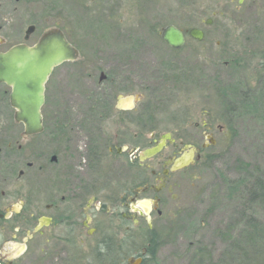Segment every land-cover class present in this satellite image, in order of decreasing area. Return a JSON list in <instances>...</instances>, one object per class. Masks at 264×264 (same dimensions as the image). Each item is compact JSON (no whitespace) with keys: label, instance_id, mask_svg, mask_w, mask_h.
I'll use <instances>...</instances> for the list:
<instances>
[{"label":"rangeland","instance_id":"rangeland-1","mask_svg":"<svg viewBox=\"0 0 264 264\" xmlns=\"http://www.w3.org/2000/svg\"><path fill=\"white\" fill-rule=\"evenodd\" d=\"M248 1L237 7L213 0H67L68 40L79 56L49 75L46 130L39 136L26 137L11 117L0 120V193L5 194L0 202L17 208L22 198L12 197L14 193L42 190L43 174L32 175L39 165L50 168L48 181L58 176L62 164L51 165L49 157L59 154L62 160L68 138L82 171L88 140L96 145L97 180L111 196L108 188L131 178L127 154L109 153V147H148L151 135L159 139L178 130L172 138L182 152L193 149L192 164L169 173L157 206L151 190L135 202L147 215H134L137 226L126 223L130 231L120 254L117 245L84 244L76 248L77 264H123L141 251L140 264H264V189L258 192L255 186L259 181L264 187V4L250 7L253 0ZM207 18L212 24L204 23ZM167 25L185 32L199 27L205 37L197 41L187 36L174 49L160 37ZM101 75L106 77L102 83ZM135 94H143L136 110L118 113L117 96ZM140 125L146 135L135 137L134 128ZM8 144L13 150L21 145V150L6 158ZM30 162L33 168L27 169ZM146 183L159 187L149 173ZM101 202L110 206L112 199ZM98 215L95 239L107 233L123 237L116 220ZM250 218L258 223L256 234ZM152 241L154 249L146 252ZM55 253L65 256L61 249Z\"/></svg>","mask_w":264,"mask_h":264},{"label":"flooded vegetation","instance_id":"flooded-vegetation-1","mask_svg":"<svg viewBox=\"0 0 264 264\" xmlns=\"http://www.w3.org/2000/svg\"><path fill=\"white\" fill-rule=\"evenodd\" d=\"M72 1L77 4H81L82 2V0ZM213 1L217 2L220 6L228 5L232 2L237 7L249 3L248 0H229L227 3L226 0ZM252 2L253 6L250 7H254L255 2L256 4H264V0H253ZM213 15L215 14L213 13ZM204 23L210 25L212 24V19L207 18L204 20ZM192 28L200 29L199 27ZM201 31L204 38L205 33L203 30ZM183 32L186 42L188 31ZM50 34L64 36L77 50L68 40L67 0H0V54L7 52L15 46L33 47L42 38ZM105 78L104 76V79L99 80V82L102 83L106 80ZM45 85L44 102L40 110L42 119L41 130L26 135L23 123L14 120L15 124L23 127V133L26 137H33L35 139L45 129V114L43 110L45 105ZM10 93L11 87L4 82H0V120L5 119L6 116L13 119L16 118V109L11 104ZM137 96L138 99L131 109H119L118 105L115 104L117 112L123 111L122 114H126L128 111H135L137 103L143 99V94H138ZM120 124L125 123L120 122ZM203 128L204 133L210 135V127L207 123L203 124ZM134 129L135 137L146 135V128L142 127V125ZM180 132H183V130L180 129ZM177 133H179L178 130L164 133L163 135L169 134L170 138L165 140L162 150L152 158L143 161L138 158V151L147 148L142 146L143 143L134 146L114 143L112 147H109V153H112V150H114L117 155L127 154L129 162L126 170L131 178L129 182L120 183L116 188H108L107 192H110L111 196L105 195L106 187L100 185L97 180L96 169L99 161L96 145L88 140L89 153L87 155L85 170L82 171L79 170L80 166H78V163L80 161L77 158V151L72 146L73 140L68 138L69 144L67 143L63 147V159L61 160V155L59 154L49 157L51 165L62 164L57 171L58 176L55 173L53 174L52 181H48L46 179L47 176L52 178L50 168L47 165H39L37 172L32 170V175L35 178V175L39 177L43 174L44 186L42 190L39 187H32L26 195L14 193L12 197H17V199L19 197L22 198L17 208L10 207L12 206L10 201L5 203L0 202V264H77L80 257H78L76 248L84 244H93V246L94 244L111 245L113 247L117 245L119 251L116 252L120 254V250L125 249L127 246L125 238L126 234L130 231V226L126 223L132 221L134 226L138 225L136 219L133 218L134 215H140L139 205H136L135 202L142 195L144 197L148 190H151L155 193L153 200L155 202L154 205L157 206L159 201L157 194L165 186L169 173L180 170L172 169V160L185 154L178 144L175 143V139L172 138ZM152 136L150 146L155 145L161 138L155 139ZM210 140H212L211 135L209 142ZM123 146L126 147V150L118 153L117 150ZM132 149L136 150L132 155H129V151ZM19 150H21V145H17L16 150H13L8 144L6 151L3 152V156L6 158L14 156ZM196 152L197 158H200L199 152L197 150ZM176 155L178 157L175 158ZM154 159L153 163H147L148 160L153 161ZM36 162L33 161V163ZM33 163H27V169H32ZM159 166H161L160 173L158 172ZM186 167L188 166L181 169H185ZM148 173L152 177H157L159 187L146 183ZM22 176L23 171H19L18 177ZM136 181L141 182L136 183ZM0 195L3 197L5 194L1 192ZM104 198L112 199L110 206H105V203L101 202V199ZM122 208H126L127 213L123 212ZM103 213L117 221L118 228L123 230L122 232L125 236L123 235V237L115 239L116 233H107V235H102L101 239H95L100 225L98 214ZM56 249H61L65 256H57L55 253ZM24 254L26 255L24 256ZM142 255L141 251L137 257H143ZM128 259L130 257L123 264H127ZM110 264L116 263L110 262Z\"/></svg>","mask_w":264,"mask_h":264},{"label":"water","instance_id":"water-1","mask_svg":"<svg viewBox=\"0 0 264 264\" xmlns=\"http://www.w3.org/2000/svg\"><path fill=\"white\" fill-rule=\"evenodd\" d=\"M188 36L201 41L203 32L197 28H190ZM162 41L171 48L179 49L185 44L184 32L174 25L165 26L160 33ZM78 58L77 50L60 34H50L42 38L33 47L15 46L7 52L0 54V82L11 87L10 100L16 109L17 122L24 125L25 134L36 133L41 130V106L44 102V85L53 68L63 62L75 61ZM104 75L100 76V80ZM121 98H130L132 103L128 107L119 105ZM138 96H119L117 105L119 109H131ZM170 135H163L159 141L150 147L138 151V158L143 161L159 153ZM210 139V135H207ZM213 143L212 140H210ZM188 148V146H187ZM126 150L123 146L118 153ZM136 149L129 151L132 155ZM193 149H188L183 156L172 160V169H181L193 162ZM140 215H147V211L139 209ZM142 257L130 258L127 264H140Z\"/></svg>","mask_w":264,"mask_h":264},{"label":"trees","instance_id":"trees-1","mask_svg":"<svg viewBox=\"0 0 264 264\" xmlns=\"http://www.w3.org/2000/svg\"><path fill=\"white\" fill-rule=\"evenodd\" d=\"M255 186L257 187V190H259L258 192H260L261 191V189H264V187H262L261 186V182H256V184H255ZM256 194H258V193H256V192H252V196H255ZM249 223L251 224V226H252V229L254 230V233L256 234V233H258V231H257V228H256V226H257V222H256V220L255 219H253V218H250V220H249ZM146 231H147V233H149L150 235L152 234V231L151 230H147L146 229ZM149 243V242H148ZM152 245H151V247H149L150 245H148V246H146V252L148 251V252H150L151 253V251L154 249V247H155V245H156V241H152Z\"/></svg>","mask_w":264,"mask_h":264},{"label":"bare ground","instance_id":"bare-ground-1","mask_svg":"<svg viewBox=\"0 0 264 264\" xmlns=\"http://www.w3.org/2000/svg\"><path fill=\"white\" fill-rule=\"evenodd\" d=\"M131 103H132V100L130 98H122V99H120L119 105L123 106V107H128L131 105ZM146 204H145V206H146Z\"/></svg>","mask_w":264,"mask_h":264}]
</instances>
